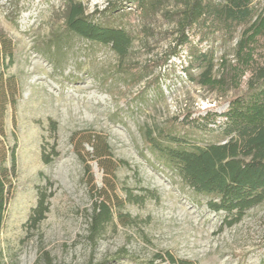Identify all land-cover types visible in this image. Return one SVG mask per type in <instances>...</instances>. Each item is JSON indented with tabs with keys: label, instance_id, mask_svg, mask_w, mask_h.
I'll return each mask as SVG.
<instances>
[{
	"label": "rangeland",
	"instance_id": "rangeland-1",
	"mask_svg": "<svg viewBox=\"0 0 264 264\" xmlns=\"http://www.w3.org/2000/svg\"><path fill=\"white\" fill-rule=\"evenodd\" d=\"M77 2L95 23L131 36L125 57L70 31L66 0H0V38L12 53V62L0 58V153L1 162L16 165L0 233L2 262L264 264V202L228 224L234 215L209 206L218 198L189 187L156 149L174 147L160 139L174 118L227 108L217 93L193 81L201 72L195 52L159 65L175 42L179 0L144 16L133 0ZM242 29L233 40L200 48L214 52L215 75L223 60H233ZM148 65L155 69H144ZM222 130L223 120L174 129L187 148L225 143ZM105 147L112 179L97 155ZM108 180L128 218L116 217L93 244L90 215ZM126 190L142 201L129 202ZM41 206L46 210L36 221Z\"/></svg>",
	"mask_w": 264,
	"mask_h": 264
},
{
	"label": "trees",
	"instance_id": "trees-1",
	"mask_svg": "<svg viewBox=\"0 0 264 264\" xmlns=\"http://www.w3.org/2000/svg\"><path fill=\"white\" fill-rule=\"evenodd\" d=\"M168 1L133 0V5L136 12L144 16L156 13ZM179 2L180 8L175 13L178 16L175 42L159 65L164 66L171 55L185 59L189 55L193 57L195 52V61L199 63L197 67L201 72L193 81L217 93L224 99L221 105H227V108L221 113L208 111L204 116L191 120L190 116L186 120L174 118L169 127L160 133V139L172 143L174 147L156 149L174 164L189 187L198 193L216 196L218 201H211L210 208L215 212L225 211L234 215V219L228 223L231 224L241 220L245 211L264 202V0ZM66 4V26L70 31L90 41L111 46L120 57L129 53L133 40L123 28L103 27L95 23L84 5L77 0H66ZM241 28L243 31L236 43L233 60H223L219 75H215L214 52L200 48L205 42L218 38L233 40ZM10 47L6 38H0V58H9L12 62ZM182 51L186 52L185 57ZM150 66L144 69L152 72L155 67L149 69ZM183 70L189 71L187 68ZM230 90H234L235 94L228 97ZM220 120H223L225 143L187 148L178 132L174 131L178 126L183 129L190 125L211 127ZM152 136L153 132H149L148 139L154 143ZM108 151L106 147L105 150L100 148L97 155L102 170L112 179L111 164L105 160ZM1 161L0 153V233L9 201L14 196L12 179L16 175L14 162L8 167ZM91 177L94 178L93 173ZM113 181L98 192L100 196L93 205L88 228V239L93 244L101 239L116 217L128 218L127 214L121 212V200L113 198ZM126 198L129 202L142 201L130 190H126ZM45 210L41 206L36 221L43 217ZM44 256L51 261L47 252ZM0 264H4L1 248Z\"/></svg>",
	"mask_w": 264,
	"mask_h": 264
}]
</instances>
